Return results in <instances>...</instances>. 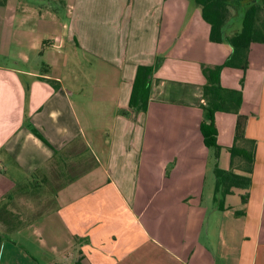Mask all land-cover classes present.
I'll list each match as a JSON object with an SVG mask.
<instances>
[{"label":"crops","instance_id":"0c3cea01","mask_svg":"<svg viewBox=\"0 0 264 264\" xmlns=\"http://www.w3.org/2000/svg\"><path fill=\"white\" fill-rule=\"evenodd\" d=\"M73 2L63 19L0 6L1 206L15 201L5 174L61 177L52 209L16 231L29 246L3 239L0 264H51L71 248L83 264H264V44L246 71L221 73L223 88L242 91L240 147L254 162L251 174L232 166L237 115L217 113L220 169L252 180L220 211L200 129L203 66L223 65L230 47L210 41L194 0ZM154 65L148 111L137 112V69Z\"/></svg>","mask_w":264,"mask_h":264},{"label":"trees","instance_id":"16d2710c","mask_svg":"<svg viewBox=\"0 0 264 264\" xmlns=\"http://www.w3.org/2000/svg\"><path fill=\"white\" fill-rule=\"evenodd\" d=\"M201 9L202 18L210 25V41L226 44L230 47L231 54L221 66H203V73L207 83L204 86L205 104L202 106L204 119L201 123V133L205 145L215 150L216 165L214 202L217 209L225 210V200L234 188L249 189L251 178L237 175L233 170L220 169L217 160L222 148L218 145V129L216 125L217 113H230L237 115L235 141L232 148L231 164L241 159L245 171L249 174L253 170L254 157L240 145L246 140V127L248 117L240 114L243 104L241 90L223 88L220 82L224 68H234L246 71L249 68V52L254 44H264V0H194ZM6 0H0V6L6 5ZM241 19V28H236V20ZM157 65L139 66L137 69L129 107L137 112H147L151 99L153 76ZM34 134L47 144L43 136L36 130ZM6 208L7 207L3 206ZM0 221L6 224L7 230L13 228V222H8L4 214L0 213ZM21 223V222H20ZM3 237L0 233V245ZM84 253L71 248L62 256L51 261V264H83Z\"/></svg>","mask_w":264,"mask_h":264},{"label":"rangeland","instance_id":"374dc122","mask_svg":"<svg viewBox=\"0 0 264 264\" xmlns=\"http://www.w3.org/2000/svg\"><path fill=\"white\" fill-rule=\"evenodd\" d=\"M9 3V7L14 6H34L39 8H51L55 11L59 18L63 19L68 11V6L74 5L73 0H6ZM236 28H241V19L235 21ZM40 164L39 160L37 161ZM13 165L12 163H9ZM37 166L35 168H37ZM17 167V166H16ZM18 168V167H17ZM30 168L24 166L23 168H18L20 173L16 176L18 183L14 181L13 176L3 175V179L7 178V183H13V195H15V201L13 204L8 206L7 211L5 207H2V201L0 202V213L4 214V218L13 223V228L7 230L6 224L0 221V233L2 234L4 241L10 248L18 247L19 250L22 248H27L25 239L20 240L18 238V233L16 232L22 225H30L31 220L37 218L40 215H44L49 212L54 204V198L58 185L56 184L60 181L61 177L56 175L45 174V169H39V173L29 172ZM54 180L56 183H54ZM3 185V182L2 184ZM19 189V190H18ZM4 202V201H3ZM14 212V213H13ZM13 213V214H12ZM20 218L22 223H20ZM17 241V245H15Z\"/></svg>","mask_w":264,"mask_h":264}]
</instances>
